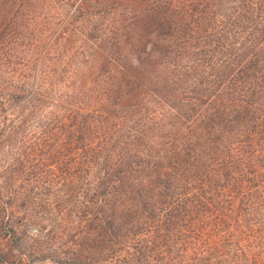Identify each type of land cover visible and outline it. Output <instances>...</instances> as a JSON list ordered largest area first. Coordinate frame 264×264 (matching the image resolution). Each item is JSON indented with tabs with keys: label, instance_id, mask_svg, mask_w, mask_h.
<instances>
[{
	"label": "trees",
	"instance_id": "obj_1",
	"mask_svg": "<svg viewBox=\"0 0 264 264\" xmlns=\"http://www.w3.org/2000/svg\"><path fill=\"white\" fill-rule=\"evenodd\" d=\"M36 1L0 0V228L22 260L30 234L68 243L37 256L59 264H199L263 221L264 0H78L20 63L3 46Z\"/></svg>",
	"mask_w": 264,
	"mask_h": 264
},
{
	"label": "rangeland",
	"instance_id": "obj_2",
	"mask_svg": "<svg viewBox=\"0 0 264 264\" xmlns=\"http://www.w3.org/2000/svg\"><path fill=\"white\" fill-rule=\"evenodd\" d=\"M77 1L78 0H37L33 6L30 5V9L32 8L33 12L32 15L34 16L33 18H35L30 20L33 21V25H31L30 21L26 22V16L23 15V19H19L21 25L17 27L15 33L3 48L16 51L22 50L24 57L19 59L21 61L20 63L37 64L38 59H35L32 55L34 49H36L38 45V40L36 41L35 38L44 36V43L41 44L42 49L46 44L51 49H56V45L52 42V39L58 31V28L64 26V24L73 17L74 12L72 11ZM22 13L24 14L27 12L23 11ZM43 18H46L47 22H52L51 25H44L41 22ZM68 27L77 28V25L73 23L68 25ZM38 50H40V46ZM9 60L16 61L17 59L10 58ZM42 61L49 62V60L46 59L40 62ZM7 148V146L3 147V149H0V152H5ZM229 232L231 234L229 236L219 235L218 237L215 235L211 237L210 240L214 243L211 244L217 248L210 251L211 258L208 262L203 261L199 264H264V219L261 223L256 222L255 224L247 226V228L241 226L231 228ZM4 234L5 231L0 228V252H3L5 255L2 260L0 259V264H59L51 262L48 259L39 260L37 256L41 258L44 253H61L62 249L60 248L68 246V243L65 245L59 241H55L50 245L44 243L43 245L35 244L34 239L29 234V240L26 241V245L27 247L33 248L35 253H33L32 257L27 261H24L22 260L23 258L18 256L17 249ZM58 245L62 246L60 247ZM41 247L42 249L39 250ZM245 257L248 258V261L245 260Z\"/></svg>",
	"mask_w": 264,
	"mask_h": 264
}]
</instances>
